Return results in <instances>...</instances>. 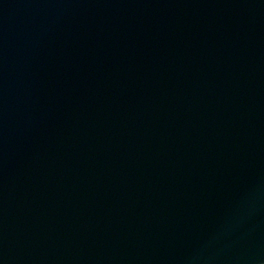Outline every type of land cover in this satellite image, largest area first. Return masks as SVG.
I'll return each mask as SVG.
<instances>
[{
  "label": "water",
  "instance_id": "obj_1",
  "mask_svg": "<svg viewBox=\"0 0 264 264\" xmlns=\"http://www.w3.org/2000/svg\"><path fill=\"white\" fill-rule=\"evenodd\" d=\"M0 264H264V0H0Z\"/></svg>",
  "mask_w": 264,
  "mask_h": 264
}]
</instances>
